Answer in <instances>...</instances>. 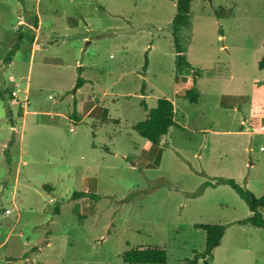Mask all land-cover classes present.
Listing matches in <instances>:
<instances>
[{
  "label": "rangeland",
  "instance_id": "1",
  "mask_svg": "<svg viewBox=\"0 0 264 264\" xmlns=\"http://www.w3.org/2000/svg\"><path fill=\"white\" fill-rule=\"evenodd\" d=\"M174 13L0 0V264H123L145 246L184 264L205 246L196 223L227 225L208 264H264V228L237 224L250 211L217 183L264 195V0H194L176 31L193 67H177ZM160 97L178 125L154 145L132 126Z\"/></svg>",
  "mask_w": 264,
  "mask_h": 264
},
{
  "label": "trees",
  "instance_id": "2",
  "mask_svg": "<svg viewBox=\"0 0 264 264\" xmlns=\"http://www.w3.org/2000/svg\"><path fill=\"white\" fill-rule=\"evenodd\" d=\"M194 0H175V13L172 18V30L174 47L177 52V67L185 64L188 67H193L183 56L181 49L177 42V28L185 24L188 20L190 6ZM14 54L12 49L6 61L9 62L11 56ZM146 67V66H145ZM259 69L264 68V56L258 60ZM83 68L79 67L82 71ZM86 80L80 75L76 79L75 88H80ZM144 86V84H143ZM143 91V89H141ZM144 95L143 92H141ZM184 97L189 102H197L199 94L194 88H187L184 92ZM140 105L146 110L145 118L141 121L133 124L132 129L140 136L146 138L154 145H159L161 138L166 135L172 126L178 125L174 117V105L173 102L167 98L160 97L156 101L154 107L148 108L144 100L140 101ZM74 111L73 116H76V100L73 101ZM218 184L229 185L237 195L246 203L250 215L237 220L236 223L239 225H252L258 228H264V217L260 213V209L264 208V195L257 197L252 191L247 188L241 187L232 178H221L217 182ZM46 187V185H44ZM201 193L198 191L196 195ZM90 192L76 191L73 192L72 198H82L87 196H93ZM95 197V196H94ZM54 213H58V207L54 209ZM198 229H202L205 232V246L202 251L195 250L192 258L185 259L184 264H198L199 260H203V264H208V260L212 256L213 250L219 246L221 239L225 233L226 224H203L196 223L194 225ZM123 264H166L167 256L163 248L159 247H135L125 251L122 256Z\"/></svg>",
  "mask_w": 264,
  "mask_h": 264
},
{
  "label": "crops",
  "instance_id": "3",
  "mask_svg": "<svg viewBox=\"0 0 264 264\" xmlns=\"http://www.w3.org/2000/svg\"><path fill=\"white\" fill-rule=\"evenodd\" d=\"M38 18H39V15H38ZM40 20V19H39ZM40 23H41V21H40ZM264 56V55H263ZM81 66V65H80ZM82 67V66H81ZM12 79H13V77H12ZM83 86V85H82ZM81 86V87H82ZM173 102V101H172ZM174 105V104H173ZM255 124H257V123H254L253 125H252V123H251V125H250V123H249V125L252 127V128H254L255 127ZM261 127H263V129L262 130H264V125H261ZM11 128H14L13 126L11 127Z\"/></svg>",
  "mask_w": 264,
  "mask_h": 264
},
{
  "label": "built area",
  "instance_id": "4",
  "mask_svg": "<svg viewBox=\"0 0 264 264\" xmlns=\"http://www.w3.org/2000/svg\"><path fill=\"white\" fill-rule=\"evenodd\" d=\"M12 94L13 95H16V92L15 91H12ZM261 129H263V127H261ZM261 149H262V147H261ZM7 212H8V210H7Z\"/></svg>",
  "mask_w": 264,
  "mask_h": 264
},
{
  "label": "water",
  "instance_id": "5",
  "mask_svg": "<svg viewBox=\"0 0 264 264\" xmlns=\"http://www.w3.org/2000/svg\"><path fill=\"white\" fill-rule=\"evenodd\" d=\"M74 92H75V90H74Z\"/></svg>",
  "mask_w": 264,
  "mask_h": 264
}]
</instances>
